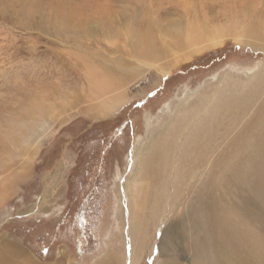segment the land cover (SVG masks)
<instances>
[{"label": "rangeland", "instance_id": "rangeland-1", "mask_svg": "<svg viewBox=\"0 0 264 264\" xmlns=\"http://www.w3.org/2000/svg\"><path fill=\"white\" fill-rule=\"evenodd\" d=\"M225 11L236 12L237 25L220 44L194 53L174 48L175 23L219 25ZM245 21L263 34L241 33ZM150 31L163 49L157 59L134 45ZM93 69L118 79L123 102L110 112L95 109ZM262 69L264 0H0V261L11 241L26 255L7 264H28L26 256L98 264L116 227L126 264H134L120 189L132 153L185 97L223 79L249 82ZM33 120L48 130L16 149L6 135ZM234 188L229 197L238 198L243 192ZM260 245L264 254V237L253 233L246 251ZM149 252L140 264H157Z\"/></svg>", "mask_w": 264, "mask_h": 264}, {"label": "bare ground", "instance_id": "bare-ground-1", "mask_svg": "<svg viewBox=\"0 0 264 264\" xmlns=\"http://www.w3.org/2000/svg\"><path fill=\"white\" fill-rule=\"evenodd\" d=\"M227 12L228 18L219 25L211 26L205 18L201 23H175L174 48L194 53L220 44L237 25L231 22L237 10ZM241 24L244 35L263 34L253 23ZM135 42L139 54L161 57L163 49L153 32ZM87 76L93 99H101L95 107L99 112H110L123 102L116 76L95 69ZM219 82L213 88L207 83L192 98L180 101L131 155L135 158L132 174L120 189L129 258L134 264H140L149 250L157 264H264L261 245L246 251L253 233L264 237V69L249 82L232 78ZM47 130L45 122L22 121L6 136L20 150ZM235 186L243 193L229 197ZM250 202L256 210L248 207ZM119 232L115 227L98 264H126ZM3 249L0 264L26 255L15 242H7ZM26 260L39 264L30 256Z\"/></svg>", "mask_w": 264, "mask_h": 264}]
</instances>
